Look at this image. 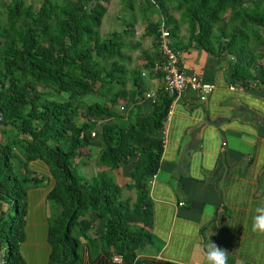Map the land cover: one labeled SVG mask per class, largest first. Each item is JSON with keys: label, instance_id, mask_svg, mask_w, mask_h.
<instances>
[{"label": "trees", "instance_id": "1", "mask_svg": "<svg viewBox=\"0 0 264 264\" xmlns=\"http://www.w3.org/2000/svg\"><path fill=\"white\" fill-rule=\"evenodd\" d=\"M109 1L1 3L0 264H181L136 256L150 241L149 183L173 95L159 88L147 112H118L123 101L141 98L140 71L152 73L156 60L143 52L127 68L133 8L156 52L162 20L170 38L185 25L188 44L233 57V78L264 84V0H143V7L119 0L129 11L118 13L126 26L103 37L98 28ZM88 95L97 97L83 102ZM93 146L96 171L83 178L77 165ZM124 189L133 190L132 200L122 198Z\"/></svg>", "mask_w": 264, "mask_h": 264}, {"label": "crops", "instance_id": "2", "mask_svg": "<svg viewBox=\"0 0 264 264\" xmlns=\"http://www.w3.org/2000/svg\"><path fill=\"white\" fill-rule=\"evenodd\" d=\"M145 25L136 35L133 30L123 49L130 57L128 69L141 63L143 52L159 58ZM182 26L169 37L179 46V65L213 88L204 100L187 89L170 102L163 149L149 183L150 241L142 251L137 247L136 256L205 264L197 249L211 232L209 239L229 253L228 264H264V233L251 228L255 209L264 206V84L233 78V57L188 44ZM140 76L141 98L118 106L124 118L135 107L134 113L147 112L152 100L145 94L163 89L158 74L142 69Z\"/></svg>", "mask_w": 264, "mask_h": 264}, {"label": "built area", "instance_id": "3", "mask_svg": "<svg viewBox=\"0 0 264 264\" xmlns=\"http://www.w3.org/2000/svg\"><path fill=\"white\" fill-rule=\"evenodd\" d=\"M159 37L157 45L159 49V58L153 63L152 71L161 77L163 88L168 94L173 95V98L180 96L185 90L190 89L199 93V99L204 100L207 94L213 88L212 84L202 82L197 76L186 75L179 65L178 51L171 48L170 36L165 29L163 20L158 27ZM154 91L149 90L145 96L151 100L154 99ZM170 113V105L168 107L165 123L162 127V143L164 145L166 134V122ZM93 135V133H91ZM114 262H119V256H113Z\"/></svg>", "mask_w": 264, "mask_h": 264}, {"label": "rangeland", "instance_id": "4", "mask_svg": "<svg viewBox=\"0 0 264 264\" xmlns=\"http://www.w3.org/2000/svg\"><path fill=\"white\" fill-rule=\"evenodd\" d=\"M9 0H0V11H3V8L1 7V3H4L6 4ZM27 4H33V5H36L39 0H25ZM136 2H139V5L141 4L142 6L144 5V1L143 0H136ZM133 13L134 15L136 16V23H135V26L132 27L133 30H135L134 34H138V32H140V30L143 28V26L145 25V21H143L141 18L137 17V8H133ZM118 13H121V14H128L129 11L127 8H124V5L121 4L119 2V0H110L109 3H108V6H107V10L104 14V16L102 17V20H101V25L100 27L98 28V33L101 35V36H106L109 32L111 31H120L122 29V27L124 28L126 25H124V23H122ZM131 14V12H130ZM227 14H228V11L224 12L223 13V16L224 18L227 17ZM174 16L176 17L177 14H174ZM151 19H153L154 17L151 16L150 17ZM150 19V20H151ZM182 27H184L185 29V25H183ZM138 30V31H137ZM137 31V32H136ZM186 31V30H185ZM260 32H264L263 30H261ZM263 38H264V35H263ZM129 37H125L124 38V41L125 43H129ZM126 50V49H124ZM126 52V51H125ZM124 52V53H125ZM130 55L132 54V52L129 53ZM260 64L263 66L264 68V59H261L260 60ZM128 86H130V82L128 81ZM42 89H45L43 87H41ZM97 96L95 95H88V96H85L82 98L83 102L85 103H88L92 100H95ZM136 108V107H135ZM96 147L93 146V147H90V153L88 155L86 159V162L85 163H81V164H78L77 165V173L79 175H81L83 178H89L90 176H92L94 174V172L96 171V166L94 164V156L96 155ZM75 161H77V159H75ZM18 165V164H17ZM19 166V165H18ZM128 166L125 165L124 168H127ZM125 175H126V169L123 170ZM45 191V189H44ZM43 193L44 192H41V195L38 194L37 195V198L38 200L41 199V201L37 204L38 206H41V204L43 203L42 200H43ZM121 194H122V198H125V197H130V200H132L134 198V192L133 190H122L121 191ZM35 205V206H37ZM47 213L48 212V208H47ZM41 225V224H40ZM42 225H44L42 223ZM41 225V226H42ZM94 227H96V224L93 225V227L90 228V232L94 230ZM42 233H41V238H42V242L44 241V232H43V228H42ZM74 235V234H73ZM38 238H40L38 236ZM145 246H143V244L139 245V249L140 251H142V249L144 248Z\"/></svg>", "mask_w": 264, "mask_h": 264}, {"label": "clouds", "instance_id": "5", "mask_svg": "<svg viewBox=\"0 0 264 264\" xmlns=\"http://www.w3.org/2000/svg\"><path fill=\"white\" fill-rule=\"evenodd\" d=\"M255 215L252 217L251 228L254 232L264 233V206H259L255 209ZM208 234V240L204 247L197 249L203 254L205 264H228V252L212 242Z\"/></svg>", "mask_w": 264, "mask_h": 264}, {"label": "water", "instance_id": "6", "mask_svg": "<svg viewBox=\"0 0 264 264\" xmlns=\"http://www.w3.org/2000/svg\"><path fill=\"white\" fill-rule=\"evenodd\" d=\"M1 119V118H0Z\"/></svg>", "mask_w": 264, "mask_h": 264}]
</instances>
